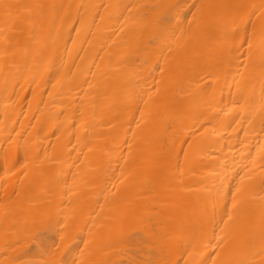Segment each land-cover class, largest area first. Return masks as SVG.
Masks as SVG:
<instances>
[{"label": "bare ground", "instance_id": "6f19581e", "mask_svg": "<svg viewBox=\"0 0 264 264\" xmlns=\"http://www.w3.org/2000/svg\"><path fill=\"white\" fill-rule=\"evenodd\" d=\"M0 264H264V0H0Z\"/></svg>", "mask_w": 264, "mask_h": 264}]
</instances>
